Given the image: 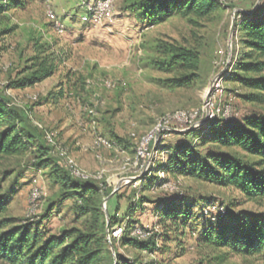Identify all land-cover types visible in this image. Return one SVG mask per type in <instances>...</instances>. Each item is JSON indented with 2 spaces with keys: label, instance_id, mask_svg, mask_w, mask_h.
Returning <instances> with one entry per match:
<instances>
[{
  "label": "rangeland",
  "instance_id": "rangeland-1",
  "mask_svg": "<svg viewBox=\"0 0 264 264\" xmlns=\"http://www.w3.org/2000/svg\"><path fill=\"white\" fill-rule=\"evenodd\" d=\"M24 1L22 7L0 16V92L18 108L27 109L34 126L43 132H54L57 143L82 171L101 173L97 185L109 194L98 205L101 213L106 215L107 210L113 213L114 205L108 204L112 198L118 207L117 220L129 215L135 228L149 233L138 239L133 235L134 228L131 237L142 244L151 237L154 239L153 246L141 250L124 246L121 240H110L107 229L106 245L113 257L117 255L116 262L264 264L256 257L245 259L230 248L216 245L215 237L220 235V229L245 218L264 216V201L247 202L239 192L216 183L214 175L205 178L203 165L209 163L208 158L229 152L209 142L211 137L204 134L205 122L189 128L171 123L149 146L155 166L174 150H187L191 165L186 172L192 176L171 171L166 177L165 173L156 171L159 179L163 173L167 181L153 186L146 184L144 188L141 179L145 173L140 175L138 167L133 166L136 140L150 132L160 118L177 111L199 109L209 97H213L221 111L229 113V118H264V103L244 99L257 93L233 76L240 39L236 24L244 16L259 13L264 0H217L218 9L207 17L171 15L153 25L128 11L131 0H116V19L104 25L80 20L88 0ZM47 12L53 14V21ZM55 23L62 26L60 32ZM7 30L12 31L6 33ZM161 43L198 53L199 66L192 85L185 88L165 85V81L180 72L157 67L163 58L159 52ZM35 44L44 52L40 57L52 54L55 59V78L25 90L9 89V84L31 66ZM256 77L264 78V73L248 78ZM107 81L114 86L107 88ZM216 82L220 93L213 91ZM58 87L63 92L60 101L44 105ZM98 137L116 142L117 150L92 149ZM158 150L165 153L159 154ZM127 159L124 170L122 166ZM121 178L123 181L119 182ZM1 186L5 216L16 227L27 221L31 233L36 231L46 236L88 228V216L79 213V204L73 197L61 194L48 169H29L6 179ZM33 188L42 195L35 208L29 203ZM138 196L149 200L183 198L188 218L162 226L152 214L151 205L137 209L135 215L128 214V207L137 206ZM223 208L226 215L212 219ZM119 230L116 227L111 232Z\"/></svg>",
  "mask_w": 264,
  "mask_h": 264
},
{
  "label": "trees",
  "instance_id": "trees-1",
  "mask_svg": "<svg viewBox=\"0 0 264 264\" xmlns=\"http://www.w3.org/2000/svg\"><path fill=\"white\" fill-rule=\"evenodd\" d=\"M128 11L140 20L159 23L171 15L193 16L201 19L213 14L218 9L217 0H131ZM25 4L24 0H0V16L10 10H15ZM264 5V4H263ZM253 17L244 16L236 24L240 33L237 44V59L233 76L240 84L245 85L257 95L245 97V101L264 103V78H248L264 73V6ZM151 25V26H152ZM13 30V29H12ZM12 30H7L6 33ZM36 45V44H35ZM40 46L34 47L31 66L19 74L9 84V89L25 90L51 78L56 72V63L52 54L43 55ZM160 55L163 57L157 67L176 74L165 81L169 88H185L192 85L195 72L199 66L198 53L172 44L161 43ZM231 78V75H228ZM232 76V77H233ZM226 78L225 76H223ZM226 81V79H225ZM60 92L57 96H62ZM206 136L209 142L226 148L229 152L208 158V164L203 165L205 178L214 175V181L221 186L229 187L239 192L247 202L260 203L264 201V118H229L215 119L205 124ZM52 148L46 143L44 132L34 126L28 116V110L18 108L2 92H0V263L2 264H118L117 255L113 257L106 245V232L110 230L109 238L122 241L124 246L146 250L153 246L151 237L144 244L131 237L136 227L130 221V216L117 220L118 207L113 213L107 210L101 213L98 205L109 196L95 182H83L72 178L64 170L59 160L52 154ZM157 153H165L158 150ZM189 154L185 149H176L161 160L159 166L152 162L147 173L143 175V187L166 182L167 178L159 179L156 171L169 177L171 171H180L185 176L191 165ZM158 167V168H157ZM31 170L48 169L49 176L60 186L61 194L73 197L79 204V213L89 222L87 229L69 230L59 236L39 235L31 233L28 222L16 227L12 220L5 216L1 184L12 176H20ZM143 188V189H144ZM144 203L153 207V212L160 225L179 223L188 217L185 204L178 196L168 199L149 200L138 196L137 206L128 207L127 213L135 215L137 209L142 210ZM227 210L216 212L212 219L225 216ZM108 221V225L107 222ZM125 223V224H123ZM181 224L180 228H183ZM121 229L119 238L112 237V230ZM127 233L126 235H124ZM218 248H230L242 258L256 257L264 261V216L250 217L240 220L235 225L220 229V235L215 237ZM207 240H210L207 238Z\"/></svg>",
  "mask_w": 264,
  "mask_h": 264
},
{
  "label": "built area",
  "instance_id": "built-area-1",
  "mask_svg": "<svg viewBox=\"0 0 264 264\" xmlns=\"http://www.w3.org/2000/svg\"><path fill=\"white\" fill-rule=\"evenodd\" d=\"M115 1L116 0H88L84 4V13L80 15V20L82 23H91L94 25H104L110 24L116 19L115 11ZM47 16L52 21L54 16L51 12H47ZM56 30L61 31L62 26L56 24ZM107 88L114 86L112 82H106ZM214 92L220 93L221 88L219 82L213 84ZM215 96V95H213ZM213 97H209L208 100L203 104L199 109H194L191 111H177L171 115H166L160 118V120L155 124L153 129L145 134L144 136L138 138L135 143V155L133 160V166L138 167L140 175L146 173L149 169V166L152 163L153 155L149 150V146L152 141L158 138L160 134L168 130V126L171 123H178L183 125L185 128L195 126L197 123H207L215 119H229V113L226 111H221L214 101ZM44 137L46 143L52 148V154L59 160L62 168L74 179L83 181V182H95L98 183L101 181V173L89 174L82 171L69 157L67 150L60 146L56 140V134L54 132H44ZM134 137V136H132ZM118 146L116 142L111 140H106L104 138L98 137L93 141L92 149L94 150H117ZM129 159L126 160L125 165L122 166V169H126V165ZM136 178V177H134ZM160 179H164V174H160ZM165 185V184H163ZM41 192L37 188H33L30 192L29 203L33 208L37 207L41 200ZM121 233L119 232L112 233L114 238ZM133 235L138 239H144L149 235L143 229L135 228Z\"/></svg>",
  "mask_w": 264,
  "mask_h": 264
},
{
  "label": "crops",
  "instance_id": "crops-1",
  "mask_svg": "<svg viewBox=\"0 0 264 264\" xmlns=\"http://www.w3.org/2000/svg\"><path fill=\"white\" fill-rule=\"evenodd\" d=\"M50 1L55 2L56 0H45V2H50ZM54 78H55V74H54L51 78H49V79H54ZM49 79H47V80H49ZM47 80H46V81H47ZM60 89H61V87H58L57 89L53 90V92L50 93V97L47 99V101H46V103H45L44 105L49 104V101H52V102L60 101V97L57 96L60 92H62ZM42 107H43V105H42L41 107H39V108H42ZM49 119H50V118H49ZM70 135H72V134H70ZM121 181H123V178H121V179L119 180V182H121ZM108 204H109V206L114 205V207H116V203L113 204L112 198H111V199L109 198ZM147 205H150V204H149V203H144L143 206H142V208H143L144 206L147 207ZM151 206H152V205H151ZM152 214H154V212H153V207H152ZM154 215H155V214H154Z\"/></svg>",
  "mask_w": 264,
  "mask_h": 264
}]
</instances>
